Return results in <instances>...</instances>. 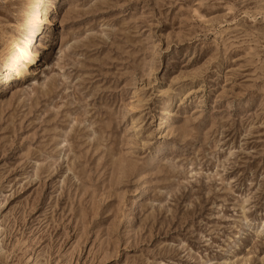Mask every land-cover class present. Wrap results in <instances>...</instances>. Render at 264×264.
<instances>
[{"label": "rangeland", "instance_id": "1", "mask_svg": "<svg viewBox=\"0 0 264 264\" xmlns=\"http://www.w3.org/2000/svg\"><path fill=\"white\" fill-rule=\"evenodd\" d=\"M42 1L0 0V65L59 17L0 70V264H264V0Z\"/></svg>", "mask_w": 264, "mask_h": 264}, {"label": "bare ground", "instance_id": "2", "mask_svg": "<svg viewBox=\"0 0 264 264\" xmlns=\"http://www.w3.org/2000/svg\"><path fill=\"white\" fill-rule=\"evenodd\" d=\"M47 1L48 0H43L42 4H45ZM39 21H46L48 24V28L44 31L42 38L39 41V47L35 49H27L22 45H17L15 50L6 55L2 65H0V70L3 69L8 77L11 74L16 73L21 80H27L28 78L34 79L36 76L40 75L43 69L47 66L48 61H45L49 58L51 53L48 41L53 37L54 25L59 23L57 8L55 5L52 8V16H49L47 11H45L44 18ZM45 54L46 56L44 60H42ZM164 114H167V112L165 111ZM160 121L162 122H160L157 130L163 131L168 125V116H165ZM136 201V199L132 201L131 213H134L138 207ZM133 220V214H131L129 221Z\"/></svg>", "mask_w": 264, "mask_h": 264}]
</instances>
